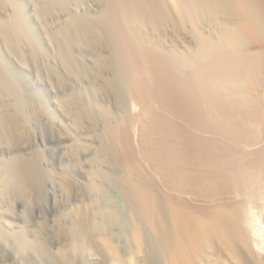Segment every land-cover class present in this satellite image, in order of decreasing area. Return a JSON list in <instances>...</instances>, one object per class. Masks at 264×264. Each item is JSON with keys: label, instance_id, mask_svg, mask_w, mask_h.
<instances>
[{"label": "bare ground", "instance_id": "1", "mask_svg": "<svg viewBox=\"0 0 264 264\" xmlns=\"http://www.w3.org/2000/svg\"><path fill=\"white\" fill-rule=\"evenodd\" d=\"M39 2L44 4L42 13L46 17L60 21L66 14L61 2ZM109 2L103 14L106 12L113 36L110 39L115 42L117 70L127 72L126 86H122L127 87L131 102L127 113L117 121L110 117L112 113L107 114L108 122L105 116V139L99 152L105 154L106 149L115 148L124 170L117 181L131 211L128 234L133 241L132 254L123 256L111 233L114 228L110 225H115L118 217L115 211L110 208L111 213L105 215L107 218L109 214L108 222L102 211L88 210L85 201L91 197L92 186L87 190L69 167V171L63 166L53 170L40 148L45 139L51 141L84 177L86 168L78 167V154L83 152L81 155L87 158L90 153L85 147L78 150L73 134L85 128L91 134L99 112L84 104L76 91L75 74L66 68L61 70L60 63L45 58L40 50L27 49L26 38L22 39L25 33H18L24 29L20 28L23 24L16 29L19 16L14 12L11 16L12 6L0 0L1 50L14 64L13 70L30 74L37 81L42 79L55 97L53 112L30 92L25 93L15 73L11 75L6 63L0 61V214L8 219L5 225L12 232L0 228V264H87L92 252L101 255L100 264H131L134 256L145 254L144 225L160 242L164 264H264V241L255 237L259 235L255 222L261 221L256 211L264 212V129L260 134L261 127L256 128L258 123L264 124V0ZM172 9L193 22L204 21V14L213 18L220 13L231 24L219 36L198 39V48L189 56L192 72L187 71L189 62L186 68L179 62L182 59L178 61L175 48L194 44L191 34L197 25L189 34L183 28L186 23L183 25L181 13L178 11V18L172 15ZM73 26L59 28H64L62 38L70 48L97 56L92 60L97 64V75L103 77L111 66L106 56L98 55V36H94V30L83 32ZM114 83L112 90L107 81L95 85L109 95ZM94 174L88 178L95 180ZM43 194L48 206L41 202ZM5 202L18 212L13 215ZM27 215L35 220V225L29 226L35 227L29 231L23 227ZM8 237L13 238L17 259L7 255ZM141 260L151 264L146 255Z\"/></svg>", "mask_w": 264, "mask_h": 264}, {"label": "rangeland", "instance_id": "2", "mask_svg": "<svg viewBox=\"0 0 264 264\" xmlns=\"http://www.w3.org/2000/svg\"><path fill=\"white\" fill-rule=\"evenodd\" d=\"M8 2H9V6L11 7V9H13V11L11 10V16H13V14H12V12H14L17 16H19V17H16V19H17V22H15V23H17L18 25H16V29H17V26H18V29L17 30H19L20 28H23L24 27V29H22L21 30V32H19L18 31V33L20 34H22V32L23 33H25V35H23V37L24 38H22V35H20V37L25 41V38H26V41L27 42H25L26 44L25 45H27L26 47H28L27 49L28 50H36V51H38V50H40V51H38V53L39 54H41V55H45L44 57L45 58H48V59H53V60H56V62H57V65H58V67L61 69V70H63V71H65L63 68H66L67 70V72H72L73 74H75L76 76V84H77V86H76V91L78 92V93H80V95H81V97H82V99L85 101L84 102V104L86 103V106H87V108H90V110L91 111H94L95 113L96 112H99V113H97L96 114V116L98 115V114H100V115H98L94 120H95V122H94V124L95 125H93V127L95 128V131L94 130H92V129H94V128H91V134H90V132H88L87 131V129L85 128V129H83V130H81V129H79V131L80 132H77L76 133V131H75V134H73L74 136V139L75 140H73L74 141V144H75V146L76 147H78V150H80L81 149V147H85V148H87L88 150H89V156L86 158V156H84V155H81V154H83V152H81V150H83V149H81L80 150V152H81V154L79 153L78 154V164H79V168H81L82 166H83V168H81V169H85V171H84V174H85V176L83 177V176H81V175H79V172L78 171H76L75 170V167L73 166L72 167V165L68 162V160L66 159V157H64V155L61 153V151H59V148L54 144V143H52L51 141H49V140H44V142H42V144L40 145V148H41V151L44 153L45 152V159H46V161L48 162V163H50V165L53 167V170H55V169H57V168H61L62 166V168L64 169V168H66V170L68 169V167H69V169L71 168V170H70V173H72V174H74V176L76 177V178H78V179H82L81 181L83 182V183H85L86 184V188H87V190L89 189V186H92V187H90V189L89 190H92V191H89V192H91V199L90 198H88L86 201H85V206L87 207L88 205V210H90V211H97V212H103V215H104V217L106 218V214L107 213H111V210H110V208L112 209V212H114L115 211V213H113V214H115V215H117L118 217H117V219H116V224L115 225H117V227L115 226V225H110V227H111V229L112 228H114V229H112L113 231H111V233H113V236H114V239H116L115 241H116V243H117V245L119 246V249H120V252H122L123 253V256H125V257H129L131 254H132V251H133V241H131V239L129 238V231H130V228L132 227V225H130V224H132L131 222V211H130V209L128 208L129 206H127L128 205V203H127V200H126V196L124 195V192H123V190H122V187H121V185H119V182L117 181L118 180V178L117 177H120L121 175H123L122 173H123V171L124 170H121L122 169V166L121 165H119L120 163H119V161H117L118 160V158H117V154H116V150H115V148H112V149H109L108 148V151H107V149H106V152H105V154H101L99 151H100V149H101V147L103 146L102 144L104 143V139H105V137L103 136V135H105V129L106 128H104L105 126H104V122L105 121H107L108 122V116H107V114L109 115V114H111L110 115V117H112V118H114V120L115 121H117L118 119H120L121 117H123L126 113H127V110H129V106H130V100H131V96H130V98H129V95H130V93H129V91H128V89H127V87H125L124 88V86H126V85H124V81H125V78H126V71L125 70H120V71H118L119 69H118V64L116 63L117 62V59H116V57L118 56L117 55V53H116V56H114L115 55V51L116 50H114L115 49V47H114V45H115V42L113 41V40H111L110 38H112L113 36H112V32H111V30L109 29L110 27V25H108L107 24V22H108V20L105 18L106 16V12H107V9L109 8H107V6H109V4H110V0H99V2H98V0H55V1H57L58 3L59 2H61V4L63 3V4H65V7H66V14H65V16L64 17H61L60 18V21H59V19H57L56 18V20L52 17V16H47L46 17V15L44 14V13H42L43 12V8H44V4H42V2L40 3L39 1L40 0H7ZM65 2V3H64ZM87 2V3H86ZM89 4V5H88ZM95 4V5H94ZM39 5V6H38ZM73 6V7H72ZM91 6V7H90ZM37 7V8H36ZM73 8V9H72ZM88 8V9H87ZM107 8V9H106ZM173 8V7H172ZM43 9V10H42ZM175 9V8H174ZM38 10V11H37ZM106 10V12H104V14H103V11H105ZM45 11V10H44ZM179 11V10H178ZM177 11V14H176V10H173L172 9V12H174V13H172V15H176V17L178 16V18H180V13H181V11H179L178 12ZM15 14H14V18H15ZM19 14V15H18ZM21 14V15H20ZM40 14V15H39ZM44 14V15H43ZM42 15L44 16V17H42ZM97 15V16H96ZM100 15V16H99ZM181 15L183 16V25L186 23V27H185V25L183 26V28H185V30H186V32H191V33H193L194 32V30L195 29H197L194 33H193V35L191 34V33H189V34H191V36L193 37V39H194V44H193V42L191 43V44H188V43H186V46L184 47H182L181 45L180 46H177L176 47V45H178L177 44V40H176V42H175V44H174V46L173 47H176V48H178V49H176L175 48V50H177V51H175V53L177 52V53H179V54H177L178 56H177V59H178V61L179 60H181V61H179L181 64H183V66L184 67H186V62H189L188 64H187V71H191L193 68V65L191 64L192 63V61H189V60H192L189 56L190 55H192L191 53H193L192 51H194L196 48H198V47H196L197 46V44L199 43V38H202L203 36H207V37H216V36H219V34H222L223 33V31L222 30H225L226 29V27H227V25H229V26H231V24H228V22H229V20H226L224 17H226V16H220L221 14L220 13H217L216 15H217V17H209V16H206L205 14L203 15V16H201L203 19H204V21L202 22V21H197V20H195L194 22L193 21H191L190 20V18L189 19H185V20H187V21H185L184 20V15L181 13ZM104 16V17H103ZM41 17V18H40ZM46 17V18H45ZM98 17V18H97ZM220 17V18H219ZM13 18V17H12ZM39 18V19H38ZM43 18H44V20H43ZM74 18V19H73ZM96 18V19H95ZM104 18V19H103ZM202 18H198V20H201ZM15 19V20H16ZM19 19V20H18ZM52 19V20H51ZM67 19V20H66ZM215 19V20H214ZM66 20V21H65ZM190 20V21H189ZM20 21V22H19ZM56 21V22H55ZM59 21V22H58ZM62 21V22H61ZM67 21H68V24H70V26L72 27V24L74 25L73 27H75V28H78L77 30H81V31H93L94 30V32H92L93 34H94V36L96 37V36H98V37H96L97 38V40H99L98 42H100V43H98L100 46H97V48H98V55H100V56H102V55H104V56H102L103 58L105 57V60L106 61H109V64H110V69H109V71H107V73H106V75H107V77H106V75H104L103 77H101V76H98L97 75V73H98V68H97V64H95V61H96V59L95 58H97V56H89V55H84V53H81V52H79L78 50H76V49H74V48H70L69 46H71L70 44H69V46H68V42H66V39H64V38H62L63 37V35H62V33H63V29L64 28H62L61 30L59 29V28H61V27H65V25H68L67 24ZM104 21H105V25H104ZM107 21V22H106ZM19 22V23H18ZM23 22V23H22ZM42 22V23H41ZM61 22V23H60ZM96 22V23H95ZM98 22V23H97ZM197 22V23H196ZM200 24H199V23ZM202 22V23H201ZM14 23V24H15ZM20 23H21V25H20ZM43 24V26H41V24ZM100 23V24H99ZM187 23H189V24H187ZM63 24V25H62ZM88 24V25H87ZM197 25L196 26V28H195V26L194 25ZM62 25V26H61ZM191 25V26H190ZM200 25V26H199ZM19 26H21L20 28H19ZM60 26V27H59ZM104 26V27H103ZM195 28H193V27ZM202 26V27H201ZM28 27V29H26ZM42 27V28H41ZM92 27V28H91ZM95 27V28H94ZM109 27V28H108ZM222 27H224V28H222ZM45 28H46V31H45ZM75 28H73V29H75ZM80 28V29H79ZM89 29V30H88ZM24 30V31H23ZM51 30V31H50ZM98 30V31H97ZM100 30V31H99ZM188 30V31H187ZM29 31V32H28ZM38 31V32H37ZM55 31V32H54ZM90 31V32H91ZM204 31V32H203ZM214 31V32H213ZM59 32V33H58ZM62 32V33H61ZM104 32V33H103ZM48 33V34H47ZM53 33V34H52ZM61 33V34H60ZM111 33V34H110ZM58 34H60V35H58ZM203 34V35H202ZM215 34H216V36H215ZM49 37H48V36ZM62 35V36H61ZM110 36V37H109ZM112 36V37H111ZM196 36V37H195ZM198 36V37H197ZM51 37V38H50ZM61 37V38H60ZM100 37V38H99ZM28 39V40H27ZM53 39V40H52ZM113 39V38H112ZM195 39L197 40V42L195 41ZM199 39V40H198ZM49 41V42H48ZM55 41V42H54ZM64 41V42H63ZM37 42V43H36ZM50 42H52V43H50ZM33 43H35V44H33ZM58 43V44H57ZM113 43V44H112ZM174 43V42H173ZM32 44V47L31 46H28V45H31ZM180 44V43H179ZM193 44V45H192ZM51 45V46H50ZM62 45V46H61ZM38 46V47H37ZM55 46V47H54ZM0 47H1V43H0ZM37 47V48H36ZM57 47V48H56ZM186 47H188V49L186 48ZM29 48H31V49H29ZM67 48V49H66ZM114 48V49H113ZM181 48V49H180ZM186 48V49H185ZM103 49H105V50H103ZM194 49V50H193ZM47 50V51H46ZM65 50V51H64ZM113 50V51H112ZM180 50V51H179ZM184 50V51H183ZM189 50H190V52H189ZM45 51V52H44ZM77 51V52H76ZM107 51V52H106ZM179 51V52H178ZM49 52V53H48ZM61 52L63 53V54H61ZM100 52H103V53H100ZM187 52V53H186ZM60 53V54H59ZM79 55H78V54ZM107 53V54H106ZM186 53V54H185ZM109 54V55H108ZM113 54V55H112ZM62 55V56H61ZM111 55V56H110ZM47 56V57H46ZM52 58H51V57ZM80 56V57H79ZM90 57V59H89V57ZM113 56V57H112ZM176 56V55H175ZM188 56V57H187ZM54 57H55V59H54ZM180 59H179V58ZM184 57H185V59H184ZM0 61L1 62H4V63H6L4 66L7 68V71H12L11 73V75H13V72L15 73V79H16V81H18L20 84H21V87H22V89L23 90H25L24 92L26 93L27 92V94H29V92H30V95H32L38 102H40L41 103V105L44 107V105H45V107H46V109L48 108L49 110H51V111H53L54 110V104H53V102H54V100H55V97L53 96V94H52V92L50 91V89L48 88V86L43 82V80L42 79H40V80H36L35 79V77H32L30 74L28 75H26V74H20V72H18V71H15L16 70V68H15V66H14V64L12 63V61H10L9 60V58L8 57H6L5 55H4V53H3V51L1 50V48H0ZM69 58V59H68ZM86 58V59H85ZM95 59V61L94 60H92V59ZM118 58V57H117ZM187 58V59H186ZM68 59V60H67ZM114 59H115V61H114ZM4 60V61H3ZM65 62H64V61ZM79 60V61H78ZM119 60V59H118ZM59 61V62H58ZM70 61V62H69ZM72 61V62H71ZM77 61V62H76ZM81 61V62H80ZM93 63H92V62ZM112 61H114V62H112ZM90 63V64H89ZM112 63H114V64H112ZM73 64H75V65H73ZM79 64V65H78ZM84 64V65H83ZM93 64H95L94 66H93ZM112 64V65H111ZM192 66H191V65ZM7 65V66H6ZM113 65H115V66H113ZM190 65V66H189ZM69 66H71L70 68H69ZM89 66H91V67H89ZM96 66V67H95ZM112 66L113 67H115V68H112ZM62 67V68H61ZM79 67H80V69H79ZM85 68V70H84V68ZM87 67V68H86ZM94 67V68H93ZM15 69V70H13V69ZM83 69V70H82ZM89 71H88V70ZM111 69H116V71H117V73H116V71H111ZM118 69V70H117ZM74 72H73V71ZM76 70V71H75ZM96 70V71H95ZM87 71V72H86ZM93 73H92V72ZM18 72V73H17ZM90 72L93 74L92 76L94 77L95 76V73H96V75L97 76H95L94 78H96V79H98L99 81H95V79L92 77V76H90L92 79H90V77H89V75H91L90 74ZM109 72V73H108ZM111 72H112V74H111ZM119 72H121L125 77H123V75L121 74V73H119ZM192 72V71H191ZM190 72V73H191ZM89 73V74H88ZM114 73V74H113ZM116 73V74H115ZM118 73H119V75H118ZM109 74H110V76H109ZM86 75V76H85ZM114 75H117V77H113ZM12 77V76H11ZM13 77H12V79H13ZM18 77V78H17ZM79 77H80V79H79ZM84 77V78H83ZM98 77V78H97ZM100 77V78H99ZM119 77V78H118ZM104 79V81H103V79ZM117 78H118V80H117ZM124 78V79H123ZM18 79V80H17ZM87 79V80H86ZM106 79V80H105ZM109 79V80H108ZM84 80V81H83ZM91 80V81H90ZM92 80H94L93 82H92ZM101 80H102V82H101ZM114 83V81H118L117 83H114V84H116L113 88V91L111 92L110 91V89L108 90V92L110 93L111 92V94H109L108 95V93L106 94L102 89H100V88H98L99 86H100V83H102L101 85H103V83L104 82H106L107 81V83L109 84V82H110V85H111V90H112V84L113 83H111V81ZM122 82H121V81ZM88 82V83H87ZM100 82V83H99ZM124 82V83H123ZM81 83V84H80ZM95 83H97L98 85H95ZM122 83V84H121ZM120 84V85H119ZM117 85H118V89H117ZM122 85H124V86H122ZM47 86V87H46ZM96 86V87H95ZM120 86V87H119ZM78 89V90H77ZM118 91H117V90ZM124 89H126V90H124ZM100 90V91H99ZM32 91V92H31ZM95 92V93H94ZM107 92V91H106ZM32 93V94H31ZM37 94V95H36ZM86 94V95H85ZM98 94V95H97ZM114 94V95H113ZM123 97V98H122ZM127 97V98H126ZM89 98V99H88ZM121 98V99H120ZM125 99V100H124ZM127 99V100H126ZM130 99V100H129ZM89 100H90V103H89ZM112 101V102H111ZM119 101V102H118ZM120 104V105H119ZM90 105V106H89ZM125 105V106H124ZM129 105V106H128ZM126 106H128V107H126ZM122 107V108H121ZM51 108V109H50ZM93 108V109H92ZM103 110H105L106 112H104ZM100 111H102V112H100ZM54 112V111H53ZM104 112V113H103ZM124 112V113H123ZM101 113H103V115H104V117H103V121L101 120L100 121V118L102 119V114ZM121 114H123V115H121ZM105 116H106V119L107 120H105L104 118H105ZM114 116H116V118L114 117ZM118 117V118H117ZM96 119H98V120H96ZM105 120V121H104ZM264 120V119H263ZM96 122H98L97 124H96ZM101 122H103V123H101ZM255 125H257V123L255 124ZM260 125V123H258V127H256L257 129L258 128H260V129H258V132H260V134H262V132H263V129H264V124H261V126H259ZM104 126V127H103ZM263 127V128H262ZM84 130H86L85 132H84ZM94 131V132H93ZM74 133V132H73ZM81 133H82V135H81ZM101 133V134H100ZM103 133V134H102ZM264 133V132H263ZM90 134V135H89ZM78 136V137H77ZM92 138H91V137ZM264 135H261V138L263 139L264 137H263ZM77 137V138H76ZM101 138V139H100ZM96 139V140H95ZM90 141V142H89ZM263 141H264V139H263ZM79 142V143H78ZM94 142V143H93ZM78 143V144H77ZM82 143V144H81ZM86 143V144H85ZM90 144V145H89ZM78 145V146H77ZM83 145V146H82ZM98 149V150H97ZM93 151V152H92ZM96 151L99 153V156H98V154L96 153ZM91 152H92V154H91ZM93 154H95V155H97V156H95V155H93ZM63 157H62V156ZM61 156V157H60ZM81 156V157H80ZM103 156V157H102ZM1 157V156H0ZM49 157V158H48ZM93 157V158H92ZM95 157V158H94ZM115 157V158H114ZM63 158H65V159H63ZM80 158V159H79ZM88 158H90V159H88ZM92 158V159H91ZM109 158V159H108ZM1 160H0V162L2 161V158H0ZM88 159V160H87ZM106 159V160H105ZM81 160V161H80ZM82 160H84V161H82ZM91 160V161H90ZM98 160V161H97ZM88 161V162H87ZM83 162V163H82ZM86 162V163H85ZM105 162V163H104ZM118 162V163H117ZM2 163V162H1ZM90 163H91V166H90ZM92 163L94 164L93 166H92ZM69 164V165H68ZM77 164V165H78ZM111 165V166H110ZM114 165V166H113ZM50 166V167H51ZM71 166V167H70ZM52 167H51V169H52ZM55 167H57V168H55ZM99 167V168H98ZM101 168V169H100ZM88 169V170H87ZM90 169H91V172H92V174H90L89 175V172H90ZM93 170V171H92ZM67 171H69V170H67ZM86 171H87V173H86ZM96 171V175L97 176H99V178H97V176H96V179L94 180L93 178H91V179H89L90 178V176L91 175H93L94 174V172ZM90 172V173H91ZM101 172V173H100ZM104 172V173H103ZM119 172V173H118ZM122 172V173H121ZM106 173V174H105ZM108 173V174H107ZM94 174V175H95ZM120 174V175H119ZM89 175V176H88ZM107 178H106V177ZM83 177V178H82ZM89 177V178H88ZM93 177V176H92ZM95 177V176H94ZM101 177V178H100ZM105 177V178H104ZM104 178V179H103ZM116 178V180H114ZM92 179L94 180V182L92 183ZM99 179V180H98ZM102 179H103V182H102ZM111 179V180H110ZM91 180V181H90ZM114 180V181H113ZM87 181V182H86ZM95 181H96V183L97 184H95ZM84 184V185H85ZM99 184V185H98ZM88 186V187H87ZM94 186V187H93ZM98 186V187H97ZM97 187V188H96ZM121 187V188H120ZM106 188V189H105ZM96 190L98 191V192H96ZM99 191H100V193H99ZM95 192V193H94ZM105 193V194H104ZM94 197H93V196ZM43 197L41 198V202L45 205V206H48L47 204H48V202H47V197H45L46 195L45 194H43L42 195ZM96 197V198H95ZM104 197V198H103ZM107 197H108V199H107ZM111 198V199H110ZM93 199V200H92ZM105 199V200H104ZM43 200V201H42ZM88 202V203H87ZM111 202V203H110ZM97 203V204H96ZM5 204H6V208L7 209H11L12 210V214L13 215H15L14 213H17L18 212V209L15 207V206H11V205H9L8 203H6L5 202ZM96 204V205H95ZM99 204V205H98ZM102 205V206H101ZM108 205V206H107ZM73 206V205H72ZM91 206H93V207H91ZM99 206V207H98ZM111 206V207H110ZM10 207H12V208H10ZM107 207H108V209H107ZM92 208H94V209H92ZM127 208V209H126ZM17 209V210H16ZM97 209H99V210H97ZM100 209H102V210H100ZM118 209V210H117ZM108 210H110V211H108ZM106 211H108V212H106ZM99 212V213H100ZM101 212V213H102ZM106 212V213H105ZM257 212V214H259V212L260 211H256ZM109 213V214H110ZM260 213H262L261 215L259 214V215H257L256 214V216H258V218H259V216L261 217L260 219H261V221H260V223L262 224V226H260L261 224L260 223H258V222H255V223H257V224H259V226L258 225H255L256 226V228L258 227V229H256V232H259L258 234V236H255L256 238H258V240L259 239H261L260 241H264V212H260ZM109 214L107 215V218H106V220L109 222V220H108V216H109ZM1 216H0V228L1 229H8L7 228V226L5 225V220L7 221L8 219H4V217L2 216L3 214H0ZM29 216V217H28ZM120 217V218H119ZM6 218V217H5ZM4 219V220H3ZM27 219H28V221H29V225H28V221L25 223V225L23 226L24 227V230H26L27 231V228H28V231L30 230V229H33V228H30V227H32L33 226V224L35 225V220H34V218L32 217V216H30V215H27ZM12 222H14V223H19L16 219H10ZM120 220V221H119ZM3 221V222H2ZM33 222V223H31V222ZM118 223H119V225H118ZM4 224V225H3ZM107 224V223H106ZM109 224V223H108ZM22 225H23V223H22ZM105 225V224H104ZM103 225V226H104ZM6 226V227H5ZM26 226H28V227H26ZM30 226V227H29ZM145 226L146 225H144V229L143 230H145L144 231V234H143V236L144 237H147V238H144V239H147L146 241L144 240V245L146 246V247H144V250H145V254L144 255H142V257H141V255L138 257H136V256H134V258H133V261H131V264H143V262H142V260L141 259H144V257H145V255L147 256V259H149L150 261H151V264H164V257H163V255L161 254L162 253V249H161V244H160V242L156 239V241H155V236H154V234H152V232H151V230L150 229H148V228H145ZM116 227V228H115ZM261 228V230H259ZM121 229V230H120ZM129 229V230H128ZM146 229H148L147 230V232H146ZM9 230V229H8ZM7 230V232L8 233H10V234H12V232H11V230H9L8 231ZM150 230V231H149ZM259 230V231H258ZM124 231V232H123ZM148 231L150 232V233H148ZM146 232V233H145ZM7 233V234H8ZM148 233V234H147ZM10 236V235H9ZM128 236V237H127ZM11 237V236H10ZM151 237H155L154 239L153 238H151ZM13 238H9L8 237V242H7V247H6V252H7V255L8 256H11V257H14V258H18V252H17V250H16V247L14 246V244L15 243H13V240H12ZM158 242H159V244H158ZM146 243V244H145ZM153 243V244H152ZM159 246V247H158ZM161 246V247H160ZM161 252H160V251ZM147 252V253H146ZM93 254V256H92V258L91 259H89V261L87 262V264H92V263H94V264H98V262H99V264L101 263L100 261H101V258L100 257H98L100 254L99 253H95V252H92ZM121 253V254H122ZM158 253V254H157ZM95 255V256H94ZM148 255H149V257H148ZM150 255H152V256H150ZM159 255V256H158ZM101 256V255H100ZM141 257V258H140ZM151 257V258H150ZM157 258V259H156ZM94 259V260H93ZM96 259H97V261H96ZM154 259V260H153ZM156 259V260H155ZM100 260V261H99ZM92 261H95V262H97V263H95V262H92ZM138 261V262H137ZM153 261V262H152ZM90 262H92V263H90ZM136 262V263H135ZM162 262V263H161ZM9 263H12V262H9ZM46 264H48V263H46Z\"/></svg>", "mask_w": 264, "mask_h": 264}]
</instances>
